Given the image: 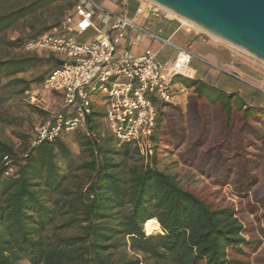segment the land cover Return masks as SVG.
Returning a JSON list of instances; mask_svg holds the SVG:
<instances>
[{"label":"trees","instance_id":"obj_1","mask_svg":"<svg viewBox=\"0 0 264 264\" xmlns=\"http://www.w3.org/2000/svg\"><path fill=\"white\" fill-rule=\"evenodd\" d=\"M64 1L73 6L72 0H31L0 13V36ZM61 21L9 45L22 49ZM42 65L49 70L34 80L17 79ZM57 68L53 55L24 51L0 59V84L13 78L27 91ZM178 82L195 95L185 111L159 106L151 149L143 140L120 143L109 131L102 136L105 110L96 109L88 133H74L86 160L70 176L60 162L73 165L75 156L62 137L18 155L0 134V264L142 263L128 251L168 264H264L263 252L258 254L264 244V108L203 80ZM172 152L218 191L186 188L160 169L163 155ZM131 157L141 163L128 165ZM225 186L245 200L244 207L220 199ZM151 219L162 235H146Z\"/></svg>","mask_w":264,"mask_h":264},{"label":"built area","instance_id":"obj_2","mask_svg":"<svg viewBox=\"0 0 264 264\" xmlns=\"http://www.w3.org/2000/svg\"><path fill=\"white\" fill-rule=\"evenodd\" d=\"M72 2L59 26L23 47L25 52L53 55L56 64L64 62L45 83L62 96V106L35 126L31 148L54 142L65 134L88 133L89 118L99 106L105 110L108 131L118 142L143 140L151 149L159 106L194 91L178 78L189 77L190 63L196 56L125 15L105 10L97 0ZM152 5L150 11L158 14L162 8ZM96 18L109 26L108 31L94 40L78 41V37L95 28ZM130 31L139 33L137 40L146 35L162 46L173 47L178 57L161 63L155 53L135 55L130 44L124 42ZM12 173L10 169L6 175Z\"/></svg>","mask_w":264,"mask_h":264},{"label":"rangeland","instance_id":"obj_3","mask_svg":"<svg viewBox=\"0 0 264 264\" xmlns=\"http://www.w3.org/2000/svg\"><path fill=\"white\" fill-rule=\"evenodd\" d=\"M29 1L31 0H0V13L9 11ZM68 10L69 8L65 1L56 3L35 15L28 16L11 27L0 36V59L22 54L24 52L23 48H12L9 43L18 38L31 35L45 25L50 26L56 20H63ZM131 10H134L133 6ZM160 11L166 10L162 8ZM196 30L199 31L200 29ZM199 32L205 35L206 43L203 49L209 55L205 56L200 51L197 41L191 40L190 45L187 44V47L196 54V58L190 63L192 69L190 77L201 78L208 83H215L218 87L223 88V90H239L240 93H236L240 94L243 99H246L247 103L264 102V62L232 44L218 40L208 32L203 30ZM91 36L93 34L89 32L84 36L78 37L77 40L84 42ZM174 42H178V39H174ZM172 49L167 48L163 53L172 56L174 53ZM39 54H43V52H39ZM212 63H217V67ZM48 70L49 65H42L19 74L17 79L32 81ZM22 90L23 85L17 83L13 78L3 79L0 84V134L5 141L13 145L18 155L22 154L31 145L35 126L49 115L56 113L61 108L63 102L62 96L48 89L45 83H33L30 90ZM194 95L195 92L193 91L187 96H175L171 105L185 111L190 97ZM97 109H101V107H97ZM100 132L102 136L108 133L105 122H103ZM62 138L75 156L76 162L73 165L60 162L63 174L70 176L77 163L83 159L86 160V156L82 154L76 143L74 133L65 134ZM140 163L141 161L137 157L127 159L128 165ZM159 168L167 170L168 173L176 178L180 185L186 188L202 190L208 187L210 191H218V188L214 187L207 178L198 174L193 169L184 166L180 162L178 153L176 152L164 154ZM78 173L82 174L83 172ZM262 177L263 175L260 178L262 179ZM218 196H220V199L224 197L227 203H233L237 209L240 208V203L244 207L245 200L236 196L230 186L223 187L219 191ZM244 216L246 219L253 221L255 226L257 225L253 215L244 213ZM128 252L129 255L138 256L142 262L141 264H168L165 261H157L149 255ZM261 252L264 255V244L258 251V254ZM21 264L31 263L23 260Z\"/></svg>","mask_w":264,"mask_h":264},{"label":"water","instance_id":"obj_4","mask_svg":"<svg viewBox=\"0 0 264 264\" xmlns=\"http://www.w3.org/2000/svg\"><path fill=\"white\" fill-rule=\"evenodd\" d=\"M150 1L264 62V0Z\"/></svg>","mask_w":264,"mask_h":264},{"label":"crops","instance_id":"obj_5","mask_svg":"<svg viewBox=\"0 0 264 264\" xmlns=\"http://www.w3.org/2000/svg\"><path fill=\"white\" fill-rule=\"evenodd\" d=\"M97 2L102 8L107 11L125 15L139 26L146 28L154 33H157L164 38H170L174 44L189 50L194 55L196 54L189 47H187V44L190 45V41L195 40L199 43L200 51L205 56L209 55L206 53V51H204L205 49H203V46H205L204 44L206 43L205 35L200 33L198 30L194 29L190 25L186 24L181 18L170 15L167 11H160L158 14L152 13L150 9L153 5L150 0H97ZM132 6L134 10H131ZM94 24L95 28L89 31L93 34V36L89 37L86 41L94 40L99 35L104 34L108 31L109 26L101 22L99 19L96 18L94 20ZM138 37L139 33L137 31H130L129 35L124 39L125 43L130 44L131 50L135 55H143L148 52L155 53L157 54V60L161 63L173 62L179 55V52L173 47L162 46L160 42L153 40L146 35H141L140 38L137 40ZM176 38L178 39V42H174V39ZM167 48H173L172 50L174 51V53L172 56L163 53L164 50ZM213 65L217 67V63H214ZM191 71L192 69L190 67V73ZM190 73L189 77L187 78L203 80L201 78L190 77ZM210 84L217 86V84L215 83ZM225 91L232 93H240L239 90ZM248 104L264 108L263 101H259L254 104Z\"/></svg>","mask_w":264,"mask_h":264},{"label":"bare ground","instance_id":"obj_6","mask_svg":"<svg viewBox=\"0 0 264 264\" xmlns=\"http://www.w3.org/2000/svg\"><path fill=\"white\" fill-rule=\"evenodd\" d=\"M152 2V1H151ZM152 3H154V2H152ZM164 10H166L167 12H169L172 16H177L176 14H174L172 11H169V10H167V9H165L164 8ZM178 17V16H177ZM180 18V17H179ZM182 19V18H181ZM186 24H188V25H190L191 27H193V28H196V29H200V30H203L201 27H199L198 25H196V24H194V23H192V22H190V21H187V20H185V19H182ZM199 30V31H200ZM203 31H205V30H203ZM205 32H207V31H205ZM209 34H211V33H209ZM213 37H215V38H217L218 40H220V41H222V42H225V43H229V44H232V45H234V46H236V47H238L237 45H235V44H233V43H231V42H229V41H227V40H225V39H222V38H220V37H217V36H215V35H213V34H211ZM238 48H240V47H238ZM241 49V48H240ZM243 50V49H242ZM248 53V52H247ZM144 232L146 233V235H148V236H153V235H159V234H162L163 232H162V229H161V226H160V224L158 223V221L156 220V219H151V220H149V221H147L146 223H145V225H144Z\"/></svg>","mask_w":264,"mask_h":264}]
</instances>
